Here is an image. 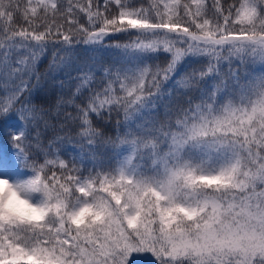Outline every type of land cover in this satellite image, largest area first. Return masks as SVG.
<instances>
[{"label": "snow or ice", "instance_id": "obj_1", "mask_svg": "<svg viewBox=\"0 0 264 264\" xmlns=\"http://www.w3.org/2000/svg\"><path fill=\"white\" fill-rule=\"evenodd\" d=\"M144 254L264 264V0H0V264Z\"/></svg>", "mask_w": 264, "mask_h": 264}, {"label": "trees", "instance_id": "obj_2", "mask_svg": "<svg viewBox=\"0 0 264 264\" xmlns=\"http://www.w3.org/2000/svg\"><path fill=\"white\" fill-rule=\"evenodd\" d=\"M229 2H230V0H229ZM75 54L77 56H81L82 57L86 53L84 52V50L82 48L78 47L75 50ZM50 56H51V52H49L48 55H46L44 57V59L41 61V63H40L41 71H43L44 67L47 65ZM56 91H57L56 89L50 87V81H46L44 83L43 88L37 93L36 99H37L38 102L45 101V102H48V103H52V102H54ZM8 123L18 124L19 122L15 118H10ZM69 151H72V150L69 149ZM90 166H91L90 162L86 161L85 162V169H87Z\"/></svg>", "mask_w": 264, "mask_h": 264}, {"label": "rangeland", "instance_id": "obj_3", "mask_svg": "<svg viewBox=\"0 0 264 264\" xmlns=\"http://www.w3.org/2000/svg\"><path fill=\"white\" fill-rule=\"evenodd\" d=\"M141 264H151V261L148 258L147 254H144V259L142 260Z\"/></svg>", "mask_w": 264, "mask_h": 264}]
</instances>
